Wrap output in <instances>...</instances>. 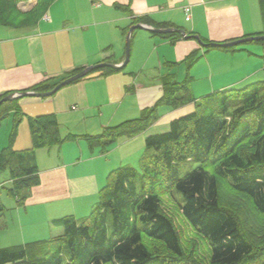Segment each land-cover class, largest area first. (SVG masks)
<instances>
[{"label": "crops", "instance_id": "crops-1", "mask_svg": "<svg viewBox=\"0 0 264 264\" xmlns=\"http://www.w3.org/2000/svg\"><path fill=\"white\" fill-rule=\"evenodd\" d=\"M36 1L19 8L28 13ZM186 6L190 7L189 21L183 11ZM134 18H145L141 25L173 31L134 30L132 69L126 71L125 66L102 75L100 68L51 96H20L15 99L17 116L12 111L0 122V151L9 146L16 120L19 124L11 146L18 152L31 149L28 120L39 116L54 115L61 138L76 136L49 150L31 152L39 185L22 192V202L3 204L5 229L0 234L7 232L11 245L61 236L63 228L54 225V220L67 216L78 220L75 216L91 212L112 170L136 163L148 136L167 132L171 122L193 113L192 104L159 107L158 119L146 131L117 139L105 153L86 140L153 108L163 97L165 78L171 77L172 83L189 80L190 95L197 99L264 81V55L257 56V50H207L193 38L222 44L261 36L264 20L259 0H55L28 26H0V97L47 93L78 70L102 63L120 65ZM35 87L42 89L33 92ZM109 158L116 161L112 170ZM4 184L10 186L9 177L0 183V190Z\"/></svg>", "mask_w": 264, "mask_h": 264}, {"label": "trees", "instance_id": "trees-1", "mask_svg": "<svg viewBox=\"0 0 264 264\" xmlns=\"http://www.w3.org/2000/svg\"><path fill=\"white\" fill-rule=\"evenodd\" d=\"M28 1L0 0V26H28L55 0H37L23 13L18 5ZM259 6L264 20V0ZM145 22L134 18L132 24ZM121 70L98 71L107 75ZM250 86L209 95L196 106L200 110L174 120L167 132L148 136L140 172L129 166L112 170L88 216L54 220L63 228L59 237L0 248V264H264V81ZM163 90L161 100L139 118L86 140L105 153L117 139L146 131L158 119L159 107L178 108L193 100L189 80L172 83L171 77L165 78ZM216 94L221 95L216 103L209 100ZM16 103L0 105V122L12 111L17 116ZM18 124L16 120L9 146L0 151V173L6 171L11 182L1 190L20 203L25 199L22 192L40 183L31 152L76 136L61 138L55 116H39L28 120L31 149L18 152L11 146ZM161 197L173 198L183 219L206 241L207 260L196 258L194 246L192 254L183 250L176 226L161 208ZM5 211L0 201V231L5 229Z\"/></svg>", "mask_w": 264, "mask_h": 264}, {"label": "rangeland", "instance_id": "rangeland-1", "mask_svg": "<svg viewBox=\"0 0 264 264\" xmlns=\"http://www.w3.org/2000/svg\"><path fill=\"white\" fill-rule=\"evenodd\" d=\"M29 1H32V0H29ZM28 2H24V4L28 3ZM20 4H23V3H20ZM19 5H18V8H19ZM20 7H22V6H20ZM131 43H132V39H130V58H129V63L124 68V69H126V71H129L133 67V60H132V56H131ZM236 47H245L249 51L250 50H257V51H255V54H257V56H259V57H262L261 54L264 55V40L263 41L248 42V43L236 46ZM262 60L264 62V58H262ZM251 82L252 83H248L246 85H241L239 87H236V88L230 89V90H242V89H244L247 86L249 87L250 85L255 84V83H253L255 81H251ZM249 88H251V86ZM196 96L199 97L200 95H196ZM220 96L221 95L216 94L212 98H210V99L208 98V99L209 100H213L216 103L220 99ZM192 99H193L192 102L188 103V104H192V108L194 109L193 112H195L197 110H200V108H196V106L201 105L205 100H207L205 97H200L198 99L192 97ZM185 105H187V104H185ZM185 105H183V106H185ZM229 109H230V107H229ZM112 146L113 145H111L108 149L112 150L114 148V147L111 148ZM145 152H146V149H145V147L143 145V150L140 153L136 163L130 165L129 167H133L137 171L140 172V169H141L140 159L144 155ZM109 159H110L109 160L110 164L108 163V165L111 168L110 170H112V169L116 168V166H117V165H115L116 161L114 160L115 158H113V159L109 158ZM7 179H8V175H7L6 171L0 173V183L5 182ZM7 186L8 185H5V187H7ZM0 199H1V202L3 204L7 205V206L8 205L10 206L11 204H13V201H14L13 198H11L9 196H6L4 190H0ZM178 200H182L181 195H178ZM95 207H96V204H94L92 206V209L95 208ZM161 208L172 219L174 225L176 226L178 234H179L180 239H181V244H182L183 250L186 251L188 254L189 253L192 254V251H194V249L192 247L194 246L195 247L194 254H195L196 258L199 259V260L200 259L207 260L208 259V250H209L208 244L183 219L182 214H181L180 210L178 209L177 202L171 197H161ZM89 213H90V211L85 213L86 215H82V216H79V217L75 216V217L78 218V220L81 219V218L83 219L86 216H88ZM109 228H110V224H109ZM9 233H12V232H9ZM8 240H9L8 233L7 232L6 233H4V232L1 233L0 234V248L16 246V245H11L10 243H8Z\"/></svg>", "mask_w": 264, "mask_h": 264}, {"label": "water", "instance_id": "water-1", "mask_svg": "<svg viewBox=\"0 0 264 264\" xmlns=\"http://www.w3.org/2000/svg\"><path fill=\"white\" fill-rule=\"evenodd\" d=\"M136 29H143V30H147L148 32L151 33H158V34H165V33H170L173 31V29H153L151 27L145 26V25H141V24H137L134 25L132 27H130L127 37H126V44H125V58L124 61L120 64V65H109V64H99V65H95V66H90V67H86L84 68L82 71H80L79 73L70 76L68 78H66L65 80L61 81L60 83H58L50 92L47 93H23V94H19V95H8L4 98H2L0 100V105L12 100H15L16 98H19L20 96L25 97V96H34V97H48L51 96L53 94H55L57 91H59L62 87L67 86L75 81H78L80 79H83L85 77H87L91 72H93L94 70L103 68V67H108L114 70H121L123 69L125 66H127L128 62H129V58H130V39H131V34L134 30ZM177 32L179 34H181L184 38H186V34L184 31L182 30H177ZM193 38L199 43V45L203 48H206L207 46L210 47H219V48H229V47H236L239 46L241 44H245L248 42H255V41H263L264 40V35L261 36H254V37H247V38H243V39H239L236 41H231L228 43H222V44H216V43H210V44H204L197 36H193Z\"/></svg>", "mask_w": 264, "mask_h": 264}, {"label": "built area", "instance_id": "built-area-1", "mask_svg": "<svg viewBox=\"0 0 264 264\" xmlns=\"http://www.w3.org/2000/svg\"><path fill=\"white\" fill-rule=\"evenodd\" d=\"M183 11H184V15H185V20L186 21H189V16H190V7L186 6L183 8Z\"/></svg>", "mask_w": 264, "mask_h": 264}]
</instances>
